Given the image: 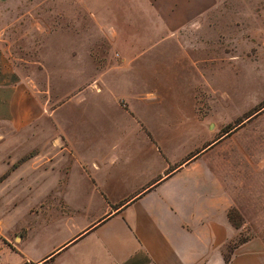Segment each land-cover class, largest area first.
Returning <instances> with one entry per match:
<instances>
[{
  "label": "crops",
  "instance_id": "0c3cea01",
  "mask_svg": "<svg viewBox=\"0 0 264 264\" xmlns=\"http://www.w3.org/2000/svg\"><path fill=\"white\" fill-rule=\"evenodd\" d=\"M30 1L0 0V42L18 22L37 29L41 11L51 19L47 27L77 29L38 35L45 56L53 55L54 41H71L80 44L78 57L92 58L95 43L105 42L104 55L120 58L111 70L122 76L115 89L96 87L95 80L77 94L79 101H39L0 44L6 119L31 125L54 105L50 117L70 143L68 165L51 161L44 173L36 165L30 178L36 200L61 202L64 210L16 215L13 228L24 236L12 248L0 246V264H264V242L257 238L225 259L239 230L228 218L234 200L214 172V132L198 112L196 54L143 48L144 42L166 41V26L179 29L191 19L188 13L183 20L180 11H192L195 0ZM156 57L178 59L171 83L159 77L150 83L153 67L147 65ZM138 59L145 76L131 83L125 74L134 72ZM0 236L8 240V232Z\"/></svg>",
  "mask_w": 264,
  "mask_h": 264
},
{
  "label": "rangeland",
  "instance_id": "374dc122",
  "mask_svg": "<svg viewBox=\"0 0 264 264\" xmlns=\"http://www.w3.org/2000/svg\"><path fill=\"white\" fill-rule=\"evenodd\" d=\"M181 1L182 5L194 2ZM180 12L183 20L189 18L188 13L191 19L179 29L166 26V41L144 42L143 48L148 45L164 52L184 50L196 54V101L198 112L206 116L214 132V172L224 180L234 200L232 209L241 219L233 243L254 238L264 242V0H195L192 11ZM35 18L37 29L26 21L10 25L0 44L22 79L33 85L39 101H79L77 94L87 86L92 88L96 81V87L115 89L122 75L111 68L120 58L104 55L105 42L95 43L97 52L92 58L78 57L80 44L71 41H54L53 55L45 56V42L39 36L47 29L58 34L75 33L77 29L60 24L47 27L51 19L41 11ZM62 45L65 50L57 55L55 50ZM176 60L150 58V83H156L158 77L171 83L173 75L178 74L173 64ZM135 61L134 72L125 74L131 83H139L145 76L140 68L144 64ZM88 67L100 71L92 73ZM118 101L124 99L118 97ZM55 107L49 106L37 122L22 127L7 120L0 108V232H8V240L0 236V246L12 248L15 239L24 236L13 228L16 215L24 217L26 212L42 208L64 210L58 201L39 202L30 190L34 189L30 178H34L36 165L42 173L51 167V161L68 165L70 155L65 148L70 143L50 117V109ZM45 163L49 165L45 167ZM234 220L238 223L239 217L235 215ZM5 223L9 228H4Z\"/></svg>",
  "mask_w": 264,
  "mask_h": 264
},
{
  "label": "trees",
  "instance_id": "16d2710c",
  "mask_svg": "<svg viewBox=\"0 0 264 264\" xmlns=\"http://www.w3.org/2000/svg\"><path fill=\"white\" fill-rule=\"evenodd\" d=\"M235 215L237 217H239V222L238 223H235ZM228 218L230 220V223L236 228V229H239L241 227V219H240V216L238 215V213L234 210V209H231L228 213ZM248 240H240V241H237L236 243H232V244H229L228 247H227V251H226V256H225V259L226 261H228L231 257V254L233 252V250L239 245V244H242L244 242H246Z\"/></svg>",
  "mask_w": 264,
  "mask_h": 264
}]
</instances>
